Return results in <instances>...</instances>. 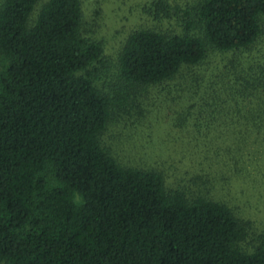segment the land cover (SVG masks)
<instances>
[{
  "label": "trees",
  "instance_id": "16d2710c",
  "mask_svg": "<svg viewBox=\"0 0 264 264\" xmlns=\"http://www.w3.org/2000/svg\"><path fill=\"white\" fill-rule=\"evenodd\" d=\"M38 2L0 0V264H264V232L246 253L230 207L169 190L161 173L124 167L102 145L115 112L146 88L212 52L251 51L264 0L154 1L181 31L133 32L112 93L96 84L104 49L84 33L81 0H48L32 23ZM259 71L243 70L239 89L258 92Z\"/></svg>",
  "mask_w": 264,
  "mask_h": 264
},
{
  "label": "rangeland",
  "instance_id": "374dc122",
  "mask_svg": "<svg viewBox=\"0 0 264 264\" xmlns=\"http://www.w3.org/2000/svg\"><path fill=\"white\" fill-rule=\"evenodd\" d=\"M154 1L81 0L84 33L104 49L96 84L105 92L118 82L119 56L133 32L181 31L178 20L155 15ZM47 2L39 0L32 23ZM168 2L186 7L194 0ZM233 65L238 69L229 72ZM262 68L264 35L246 53L212 52L201 66L142 91L115 112L102 136L120 165L159 172L169 190L230 207L247 229L246 253L264 232V128L251 121L254 115L264 121V84L258 92L238 86L243 70L257 76Z\"/></svg>",
  "mask_w": 264,
  "mask_h": 264
}]
</instances>
